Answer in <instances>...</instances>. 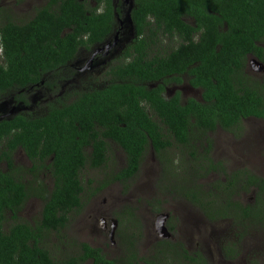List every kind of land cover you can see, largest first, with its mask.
<instances>
[{
  "label": "trees",
  "instance_id": "16d2710c",
  "mask_svg": "<svg viewBox=\"0 0 264 264\" xmlns=\"http://www.w3.org/2000/svg\"><path fill=\"white\" fill-rule=\"evenodd\" d=\"M127 10L132 41L124 58L106 69L99 86H86L43 116L0 122V166L6 165V171L0 167V264H116L86 244L78 256L62 262L46 249L45 235L63 230L80 207L84 169L105 166L107 150L116 146L125 153L124 166L110 181L123 184L137 175L149 150L162 163L166 151L200 143L199 137H207L217 124L229 128L242 118H264V84L243 73L247 54L264 62V49L256 44L264 40V0H133ZM114 14L119 19L124 15L115 0H46L24 24L0 21V95L40 81L49 89L69 82V64L76 54L103 44L118 30ZM166 37L183 42L162 55L157 41ZM187 67L190 85L205 91L203 104L188 99L182 106L178 93L169 100L161 96L167 76ZM18 147L31 163L29 185L17 178L26 169L17 171L11 158ZM40 175L49 178L50 191ZM262 194L264 182L256 198L263 199ZM32 196L42 202L34 225L18 219ZM151 206L158 211V205ZM7 218L11 223L6 226ZM116 218L119 237L121 219H134L122 247L126 264H155L167 250L183 260L171 264H209L201 255L188 254L179 242H158L148 259L139 256L143 222L129 209Z\"/></svg>",
  "mask_w": 264,
  "mask_h": 264
},
{
  "label": "flooded vegetation",
  "instance_id": "af4514ba",
  "mask_svg": "<svg viewBox=\"0 0 264 264\" xmlns=\"http://www.w3.org/2000/svg\"><path fill=\"white\" fill-rule=\"evenodd\" d=\"M116 4H119V0H115ZM127 1L122 0L120 4V14L121 19L126 15L125 5ZM130 6H128L127 12L131 9L133 5V0H129ZM115 20L117 22V28L118 30L115 31L112 37L107 38L103 44L98 45L91 49L90 51H80L78 54H76L73 61L69 64L70 72H71V82H58V87L48 88L44 86L43 81H40L38 84L31 85L27 90H11L9 92L3 93L0 95V122L7 119H13L17 116H23L24 118H36L43 116L47 113L48 109L54 105V106H60L62 103H67L71 101L72 99L64 102V101H58V96H60L61 90L59 88L66 87L67 85L73 86V92L72 94L76 92H80L85 89V87L91 85L89 83H81L77 82L79 77H85V79L88 78L90 73L96 72L97 69L103 68L102 72H100L99 76L101 77V80L103 79L104 72L106 69L113 63L118 61L119 59L124 58L126 46L131 43L132 36L129 39H121L120 37L124 34L127 24H125L124 21L119 19L118 15H115ZM128 18V19H127ZM128 26L130 27L132 31V25L129 19V16L127 17ZM118 34V38H115V35ZM158 49L160 54H165L166 52L171 51L174 47L177 45H180L183 41L178 38L173 37H166L161 38L158 41ZM166 42V43H165ZM257 45L261 46L264 49V40H260ZM106 47H108L106 49ZM96 50H101L98 54L93 56V53ZM155 51V52H157ZM152 55V54H151ZM254 60V61H252ZM90 62L89 65L87 63ZM190 67L186 68V71H184L181 74H170L167 76V83L164 85L163 92L161 96L169 100L173 98L177 93L180 96V102L179 104L182 106H185L188 99H193L198 103L203 104V94L204 89L201 87H192L190 85V78L191 76L188 74ZM251 70V72H250ZM243 73L252 79L258 80L261 84H264V62L259 61L257 58L246 55V61L243 67ZM258 76L255 78V76ZM61 76L65 77V74H61ZM103 81V80H102ZM162 84V82L150 84V87H155L157 84ZM100 85V84H99ZM98 85V86H99ZM93 86V85H92ZM63 94V93H62ZM71 94V95H72ZM74 97V95H73ZM260 108L264 110V102L262 105H260ZM42 110V115H35L37 114V111ZM194 116L191 118V121L194 122L193 119ZM244 122H248V124H257L261 123L264 125V118H255V117H247L242 118L239 123L235 124L233 127L229 128H222L220 125H216L215 129L213 131H210L207 133V137H199L201 138V141L203 144H200L197 142L194 144L193 142H190L186 145H179L177 148H172L171 150L166 151L167 155L162 156L163 162L161 163L156 159V155L154 152L149 150V153L152 155L153 163L156 162L158 166V170L156 174H152V177L154 178V182L158 185H161L166 191H169L170 189L172 191L170 193H174L176 190V186L179 188V185L182 182L188 181V186L183 191V198H186L184 200H181L179 202H182V204H173L175 202V198H169L166 202H160V201H153L151 204L153 206L158 205L157 209L158 211L153 212V207L148 205V213L153 215V219L155 221V217L160 214H166L168 215V218L165 221V227L170 235L168 239L160 238L158 233L155 230L154 221L152 220L150 223V231H149V237L152 238V245H156L158 242L161 241H168L170 243H177V239L174 238L173 230L170 227V222L172 218H174V210L173 208H176L178 210L180 207H182L183 210H186L185 214L187 213V216L185 217V225H182L181 228L184 232L187 231V234L189 237H194L190 233H188L189 230L192 228H195L199 230V233L197 235V239H190V242L194 243V247L191 250L192 255L197 258L198 255H201V257L205 258L207 261L210 260V257L207 255L209 251L214 250L216 254L218 255V260H215L216 264H242L241 260L238 262V257L241 254V241L245 239L244 245L247 247L248 250H252L253 253H259L262 250L261 242H259V239L257 237H254V234L256 230L263 229L264 228V206L261 204L264 203L263 199H257L254 197L256 192L260 191V189H263V182H264V176L261 175L259 172L260 170H264V162L262 164V168L258 171H232L229 172L226 175V172L223 170L222 163L214 162L212 158H210V143L206 144L205 141L207 140L210 135H212L216 130H220L226 135H230L233 139H239L242 137V124ZM244 136V134H243ZM209 141V139H208ZM202 146L201 151L198 150V147ZM116 147V146H115ZM118 148V147H116ZM180 148L184 151L187 149H193L189 155L192 156V159L195 160L194 163L187 164L184 168L179 169L176 164L173 163L172 156L170 155V152L172 150L180 151ZM119 149V148H118ZM253 150V153H252ZM120 151L123 153V158L125 160V153L120 149ZM197 151V152H194ZM247 151V150H246ZM242 151H239V154L241 155ZM263 153L260 149H249V151L246 152L248 156L256 157L261 156ZM109 154V150H107V155ZM207 159H211L212 165L208 163ZM11 158L13 160L14 168L18 171V166H23L26 170L25 172L22 171V176L25 174L28 176L25 180H21L20 176L18 174L17 178L23 182V184H28V181L32 180L31 174H29V171L26 173L27 169L31 167V163L25 153L23 152L20 147H18L13 154L11 155ZM224 158V161L232 162L233 158L232 156H228ZM21 164V165H20ZM4 165L3 171H6V165ZM1 165V166H2ZM0 166V167H1ZM195 166H200L201 168L195 169ZM3 167H1L2 169ZM208 174L206 175L205 172L208 171ZM16 171V172H17ZM196 175V176H195ZM151 176V174H150ZM182 176V179L179 181H174L175 178ZM199 176V177H198ZM201 176V177H200ZM205 176L212 178L211 182H206ZM223 176V177H222ZM258 178V179H257ZM227 179V180H226ZM260 179V180H259ZM263 180V181H262ZM207 183V189H204L203 183ZM262 182V183H260ZM149 183L153 184L152 178ZM149 183H143L140 190H143V193H150L151 195L157 194V189L154 186V184ZM29 185V184H28ZM50 186L52 187V184L50 183ZM233 188V189H232ZM234 190L232 195L228 198L227 195L224 194V192H229ZM139 190V189H138ZM211 191L212 195L209 197H206L205 192ZM236 191V192H235ZM250 192V198H247V193ZM235 193H239L240 196H235L233 199V196ZM220 195L221 197H219ZM262 196H264L262 194ZM241 197L240 199H237ZM237 199V200H236ZM38 200V199H37ZM40 201V200H39ZM193 204H191V202ZM41 202V201H40ZM188 205H186L185 203ZM165 205V208H164ZM190 207H195L197 210H194V214L191 215V212L189 210ZM168 208V209H167ZM112 220H116V230L114 234V238L117 234V229L119 226V222L116 218H109L108 216H105L104 219H101L102 223V230L104 233H106L107 239L109 241V232L111 230ZM179 222V221H178ZM229 222L230 227L229 229H213L209 231L205 235L204 228L206 225H213V224H221ZM34 225V224H32ZM203 229V230H202ZM212 229V227H211ZM206 231V230H205ZM152 236V237H151ZM245 236V237H244ZM147 237V236H146ZM244 237V238H243ZM148 238V237H147ZM183 241V240H182ZM187 241V239H186ZM110 243V241H109ZM181 243V242H180ZM111 244V243H110ZM115 245V244H114ZM113 245V246H114ZM240 246V247H239ZM259 248V249H257ZM156 250L155 247H150V251ZM258 250V251H257ZM103 254V252L101 251ZM261 256V255H260ZM250 259V258H248ZM183 261V260H182ZM92 262V261H91ZM155 264L157 263V260L154 261ZM142 264V262H140ZM165 264H171L168 261H165ZM210 264V263H209Z\"/></svg>",
  "mask_w": 264,
  "mask_h": 264
},
{
  "label": "rangeland",
  "instance_id": "374dc122",
  "mask_svg": "<svg viewBox=\"0 0 264 264\" xmlns=\"http://www.w3.org/2000/svg\"><path fill=\"white\" fill-rule=\"evenodd\" d=\"M121 2L122 0H119V4H121ZM45 3L46 0H0V21L3 22L5 19H9L10 22L15 24H24L33 17L35 10L42 7ZM126 3L125 10H127L128 6H130L129 0H127ZM124 18H126V15L123 17V19ZM122 21H124L126 24V19ZM131 36V29L127 25L124 34L120 38L129 39ZM102 69L103 68H99L96 70V72L90 73L87 79H85V77H79L81 79H79L77 82H84V84L89 83L91 85L101 84L102 80L99 76V73L102 72ZM256 77L258 76L256 75L255 78ZM59 89L61 92L58 98L64 102L70 100L71 94L73 92L72 84ZM36 113L37 114L35 115L37 116L43 114L42 110L37 111ZM241 126L243 129L241 131L242 137L239 139H233L230 135H226V133L220 130H216L208 137L210 143V158H212L213 161L217 163L223 162L221 165L223 170L226 172V175L232 171H258L262 168V164L264 162V125L261 123H257L255 125L254 123L248 124V122H244V124ZM200 144H203V142L201 141ZM201 148L202 146H199L198 150L201 151ZM249 149H260L263 151V153L259 157L256 156L251 158L246 154ZM108 150L109 161H107L108 163L105 166L97 170L87 168L81 172L80 179L84 186V192L81 197L80 207L69 215L65 228L59 231L57 234L54 232L47 233L44 237L46 249L50 251L51 255L57 261L62 262L68 260V258H74L78 256L80 254L81 244H86L91 248L100 249L106 259L111 260L116 264H123L122 261H124V253L122 247L124 239L130 235L127 234L126 230H129V224H133L134 219H129V223L125 219H121L122 233H120L121 237H119L117 229L116 237L113 239L115 245L109 243L106 233L103 232L101 228V219H104L105 216H108L109 218H116V216H119V213H123V211L127 209L134 211L137 217L143 222V226L146 228V230L143 232L142 240L140 239L136 249L139 256H144L146 259H148L150 247L152 246V238L150 239L149 237V226L151 221H154V219L153 215L148 213L147 206L153 201L166 202L169 198H175L176 203L173 204H182V202L179 201L186 199L183 198L182 190L186 189L189 185L187 180L179 185L180 189H178L176 186V190L173 194H169V192L172 191L171 189L166 191V189H164L161 185H158L157 188V184L154 182L152 174H156L158 166L156 162L153 163L152 155L149 152L144 156L139 172L131 180L123 184L110 181L112 175L117 174L119 170L123 168L124 158L123 153L115 146L110 145ZM192 150L193 149H187L184 152L181 148L180 151L172 150L170 155L172 156L173 163L176 164L175 166H177L179 169H182L187 164L194 163L195 160H193L192 156L189 155ZM239 151H242L241 155L239 154ZM228 156H232L233 163L224 161V158L228 160ZM1 167H3L2 169H5L4 165ZM20 168L24 169L23 166H18V170H20ZM259 172L262 176H264L263 169ZM22 175V172H20L19 176L21 180H25L26 177H28L26 174L24 176ZM40 178L44 181L46 190L50 191L51 186L49 178L44 175H40L39 179ZM151 178L154 186L157 189V194L155 195H151L150 193L144 194L143 190H140L142 184L149 183ZM181 179L182 176L175 178L174 181H179ZM211 180V177L209 179V177L205 176L204 181L211 182ZM206 182H202L204 189H207ZM232 189L231 191H234ZM224 194L227 195L228 198L231 196V194L228 195L226 192H224ZM236 195L240 196L239 193H235L233 199ZM250 195L251 193L248 192L247 198H250ZM218 196L221 197L220 195ZM254 197H256V194ZM240 198L241 197L237 199ZM185 204L188 205L187 203ZM191 204L193 203L191 202ZM41 209L42 202H40L39 199L37 200L35 196H32L22 207L21 211L19 212L18 219L21 221H26L29 224H35L39 220ZM176 209L177 207L173 208L174 218H172L170 222V227L173 230L174 238L177 239V242H181L183 244L185 250L189 254L192 253L190 249L195 246L193 242H190V239L196 240L199 230L196 228L195 230L194 228L189 230L188 233L194 236L189 237L187 231L184 232L181 228L182 225H185L184 215L187 216V213L185 214L186 210H183L182 207H180L178 210ZM189 210L192 211L191 215H193L194 210L197 209L195 207H190ZM10 223L11 220L7 218L6 226ZM229 227V222L218 225L217 223L213 225H206L204 228V233L206 232V235L213 229H229ZM254 237H257L259 242H261L262 250L259 253H253L252 250H248L244 245L246 241L243 239L240 244V249L242 252L238 257V262L241 260L242 264H264V228L256 230ZM173 253V251L167 250L166 257H158L157 263L163 264L164 261H177L176 263L182 262L178 253L175 251V256ZM207 255L210 257L208 262L210 264H216L215 260H218V255L216 252L211 249ZM82 264L93 263L91 261H87ZM124 264H126L125 261Z\"/></svg>",
  "mask_w": 264,
  "mask_h": 264
},
{
  "label": "water",
  "instance_id": "95a60500",
  "mask_svg": "<svg viewBox=\"0 0 264 264\" xmlns=\"http://www.w3.org/2000/svg\"><path fill=\"white\" fill-rule=\"evenodd\" d=\"M124 1H127V0H124ZM115 38L117 39L118 38V34L115 35ZM108 47H106L107 49ZM101 50H96L94 53H93V56H95L96 54H98ZM254 61V60H252ZM91 61H89L87 63V65L90 64ZM255 62V61H254ZM168 218V215L166 214H160V215H157L155 217V221H154V226H155V230L156 232L158 233L159 237L160 238H163V239H168L170 237L166 227H165V221L166 219ZM112 225L111 226V230L109 232V241L111 244H114V234H115V230H116V225H117V222L116 220H112L111 221Z\"/></svg>",
  "mask_w": 264,
  "mask_h": 264
},
{
  "label": "clouds",
  "instance_id": "9594fccd",
  "mask_svg": "<svg viewBox=\"0 0 264 264\" xmlns=\"http://www.w3.org/2000/svg\"><path fill=\"white\" fill-rule=\"evenodd\" d=\"M0 54H1V51H0Z\"/></svg>",
  "mask_w": 264,
  "mask_h": 264
}]
</instances>
